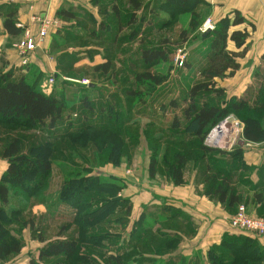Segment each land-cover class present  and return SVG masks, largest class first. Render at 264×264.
Listing matches in <instances>:
<instances>
[{
  "label": "trees",
  "instance_id": "trees-1",
  "mask_svg": "<svg viewBox=\"0 0 264 264\" xmlns=\"http://www.w3.org/2000/svg\"><path fill=\"white\" fill-rule=\"evenodd\" d=\"M125 1L134 10L140 8L138 0ZM166 1L172 5L174 10L186 8V0ZM113 10V16L119 18L115 25L116 28H121L123 22L125 24L135 22L133 19L135 15L132 11L119 15V9L113 6ZM80 15L81 11L74 10L72 6H61L55 11V16L60 19L74 20ZM0 16L3 29L9 36L23 35V28L15 25L17 9L13 3L5 6ZM140 21L139 19L138 22ZM244 23H246L245 18L237 10L232 12V17L226 15L214 23L213 29L209 31L212 40L206 54V65L202 70L204 81L192 85L185 94L188 100L187 107L182 109L185 126L182 121L174 117L168 128L171 134L179 138L174 137L173 139L152 133L149 140L152 152L148 167L149 176L153 177L157 171L155 159L159 147H163L162 159L165 162V170L169 174L170 182L177 186L183 185L185 183L184 168L187 157L191 153V160L203 184V194L214 198L225 209L232 211L236 210L242 202V197L235 188L236 184L240 187L244 181L242 173L249 169L242 162L243 150L238 145L232 151L225 152L221 149L207 147L203 141L207 131L209 132L218 122L232 115L241 122V137L246 142H264V83L258 85L252 97L229 96L227 99L223 88L216 86L215 83L216 79L233 77L240 67L239 59L246 52L247 40L250 36L245 26L239 27ZM251 28L254 29L253 26ZM104 30H108L107 27ZM132 34V32L128 33L119 39L113 35H109L108 39L105 37L104 40H107L111 57L96 65L93 70L99 73L100 77H106V82L110 81L108 78H111L114 73L111 68L113 49L118 48L119 43L124 40L129 41L133 37ZM229 44H233V50L228 49ZM138 60L145 69L136 74L135 79L142 83H152L149 80H156V77L148 69L167 60V53L159 45L151 47L146 45L140 49ZM36 78V82H29L24 77L12 80L10 73L0 75V125L11 126L14 131L15 129L19 131L21 128L30 129L35 124L49 130L56 129L57 124L62 120L64 105L56 96L45 95L36 90L35 84L38 83V76ZM113 83L114 81L111 82ZM125 93L126 103L129 106L141 102L136 97L138 91L133 92L126 89ZM210 95L222 99V105L209 102ZM126 115L129 114L126 113ZM115 120L116 125L113 128L84 123L58 135V141L62 142H54L56 140L54 136L50 141L43 140L27 148L23 147L20 135H4L5 138L2 136L4 142H2L1 156L6 160L7 165L0 177V262L17 255L22 248L20 238L9 232L11 224H18L20 221L17 218L19 211L7 208L10 187H20L30 192L40 190L42 180L51 173V158L55 148L60 144L64 145L65 139H70L78 147L84 148L83 155L86 158L84 160L87 161V167H75L77 170L71 172L73 175L64 181L60 191V199L63 203L74 206V217L71 224L76 226L78 237L76 239L61 238L48 243L39 250L36 258H29L26 264H92L96 260L95 256L104 257L106 252L109 253L104 260L106 264H169L165 260L153 259L151 256H159L161 253L176 249L179 238L175 233L161 230L162 225L170 222L172 215L167 216L163 213L167 210L172 211L173 217L177 213L175 209L163 204L159 208L160 213L157 210V212L154 211L152 218L149 217L150 219L146 220L140 216L127 233L128 239L122 238L124 231L113 234L109 229L111 224H119L122 228L126 226L127 221L124 218L129 214L131 205L126 198H121L118 192L121 186L116 183V180L102 181L100 176H90L89 173L93 168L104 164L101 158L106 157V162L112 165H118L122 157L129 162L137 142L136 134L130 128L136 125L134 119H126L123 122L121 117H116ZM188 130L197 140L195 150L181 146L182 139L180 138ZM213 155H222V157L216 159L212 157ZM246 183L250 186L248 180ZM255 186L261 187L259 192H256ZM253 190L255 191L254 201L263 202L264 182L259 185L258 181V184L253 186ZM86 193H91V198L96 201L104 200V209H101V213H98V210L97 214L92 215L89 208L92 204L90 203L89 206L90 201L83 199ZM126 200L127 202L124 203ZM115 212L121 214L110 218ZM122 212L125 217L122 216ZM142 224L144 227L140 226ZM47 259L55 260L46 262ZM193 259H197V256ZM263 259L264 248L256 239L250 237L244 238L241 242L223 238L218 246H213L209 250L207 255L209 264H262ZM185 263V258L181 257L179 264Z\"/></svg>",
  "mask_w": 264,
  "mask_h": 264
},
{
  "label": "rangeland",
  "instance_id": "rangeland-1",
  "mask_svg": "<svg viewBox=\"0 0 264 264\" xmlns=\"http://www.w3.org/2000/svg\"><path fill=\"white\" fill-rule=\"evenodd\" d=\"M63 1L66 5H71L74 10H80L81 15L74 20L55 17L59 20L56 23L57 31L52 32L47 49L55 56L59 75L53 83L48 84L47 80L51 74L48 75L49 71L47 70H41L38 73V83L35 84L36 90L45 95L56 96L62 101L64 105L62 120L54 130L35 124L30 129L21 128L19 131L17 129L14 131L11 126L0 125V177L5 171L6 164V160L1 156L2 142H4L2 136L4 135H20L23 147L27 148L43 140L50 141L54 136H56L54 142H62L58 141V135L66 132L69 128L78 127L84 123L113 128L116 125V117H121L123 122L132 118L136 125L130 128L136 134L137 142L129 162L125 157H122L118 165H112L106 162V157L101 158L100 160L104 164L93 168L89 173L90 176H100L102 181L116 180V183L121 186L118 192L121 198L128 200L131 210L124 218L127 221L124 228L119 224H111L109 229L113 234L124 231L122 238L128 239L127 233L133 227L136 217L143 216L148 219L155 214L149 213L150 211H160L158 206L150 205L148 208L140 205L139 207H142L140 214L131 213L133 201L137 200L139 194L145 193V180L148 177L160 184L161 188H165V185L170 183L169 174L165 170V162L162 159L163 147H159L155 159L157 171L153 177L149 176L148 167L152 158L149 140L152 133L153 135L169 136L173 139L174 137L179 138L168 130L174 117L182 121L185 126L182 109L188 104L186 91L192 85L204 81L202 70L206 65V54L212 36L209 35L210 30L205 33L201 31V26L207 18H212L210 16L213 5L210 1L215 0H186V3L183 1L186 8L181 10H174L166 0H138L140 3L138 10L131 8L125 0ZM11 3H0V12L2 13L5 6L11 5ZM113 6L120 10L119 15L132 11L135 15L133 18L135 22L133 24L123 22L121 28H116L115 25L119 18L113 16ZM139 19L140 22H138ZM219 20L220 18H216L215 21L211 19L215 23ZM106 27L108 30H104ZM135 31L137 32L135 33ZM131 32L133 37L129 41L124 40L119 43L118 48L113 49L111 68L114 73L111 78H108L110 81L106 82V77H100L99 73H95L93 70L96 65L111 57L107 40L104 39L109 35L119 39ZM146 45L148 47L159 45L167 53V60L148 69L156 77V80H149L152 83H142L135 79V75L145 69L138 57L140 49ZM228 49L233 50L234 47L229 45ZM263 59L262 56L261 60ZM263 66L264 62L258 67L262 69ZM245 78V73L239 71L234 78L216 79L215 83L216 86L223 88L226 99L229 96L252 97L258 85L264 83V72L252 74L249 85L241 90V83ZM82 80H87L88 84H82ZM28 81L30 82L29 79ZM112 81H114L113 84H111ZM158 81L160 82L157 83ZM126 89L133 92L138 91L136 97L141 102L129 106L126 103ZM234 91H238V94H233ZM198 101L201 102V100ZM209 102L216 105L223 103L222 99L215 95H210ZM229 116H231L230 123H232L231 120H238L232 115ZM240 130L239 126L238 128L231 127L230 124L224 126L222 140L219 147L215 149L225 152L227 149L229 151L231 149L232 151L239 145L237 139L241 138ZM190 132V130L186 131L180 138L182 139L181 146L195 150L197 140L191 136ZM207 132L203 141L205 146V139L210 130ZM64 141V145L67 146L60 144L54 150L51 158V173L42 180L40 190L30 192L20 187H10L7 208L17 209L19 211L17 218L20 221L18 224L12 223L9 232L20 238L22 248L20 253L10 257L7 261L0 262V264H21L27 258H36L39 250L48 243L61 238L76 239L78 237L76 226L71 224L74 217V206L63 203L60 199V191L64 181L73 175L71 172L77 170L75 167H87V161L84 160V148L78 147L70 139ZM212 157L217 159L222 155H213ZM187 158L184 168L185 182L193 179L197 185V168L191 160V153ZM248 181L253 189L258 180L254 183L248 178ZM135 182L140 184L133 185ZM235 188L239 193L240 191L247 192V189L242 187V191L237 184ZM259 188L261 187L259 186ZM254 189H258V187L255 186ZM91 196V193H86L83 199L90 201L89 206L90 203L92 204L89 207L92 215L97 214L98 210V213H101V209H104V200L96 201ZM117 214L121 213L115 212L110 218L116 217ZM122 216H124L123 212ZM143 224L140 226L144 227ZM105 254L101 258L95 256L96 260L92 264H106L104 260L109 253ZM54 260L47 259L45 261L53 262Z\"/></svg>",
  "mask_w": 264,
  "mask_h": 264
},
{
  "label": "crops",
  "instance_id": "crops-1",
  "mask_svg": "<svg viewBox=\"0 0 264 264\" xmlns=\"http://www.w3.org/2000/svg\"><path fill=\"white\" fill-rule=\"evenodd\" d=\"M6 2L11 1H0V3L3 4ZM210 2L213 5L210 16L212 20L215 21L216 18H221L225 15H231L232 17V12L234 10L240 12L246 20V23L239 27L245 26L250 33L247 40V49L244 56L239 59V69L236 74L231 77L234 78L237 76L239 71L245 73L246 78L241 83L242 90L245 86L249 85L252 74L261 73V71L264 72V66L261 67L262 69L258 67L264 62V59L261 60V57H264V0H215ZM12 3L17 9L16 23L28 27L33 36L36 35L39 26V24L33 20V16H42L46 14L57 23L59 20L55 18V11L61 6L66 5L63 0H32L31 2L16 0ZM252 26L254 27L253 30L251 28ZM56 28L57 24L49 28L47 37H45L41 45L31 55L28 65H20L19 55L14 44L21 39L22 35L18 37L9 36L3 29L2 17L0 16V75L3 73H10L11 79L24 77L27 80L29 79L30 82H33L35 79L37 81L36 76H38L41 70H47L49 71L48 75L51 74L55 80L58 77L57 75H59V70L56 68L55 56L49 53L47 48L50 36L53 31H57ZM229 45L233 46V44ZM237 92L238 91H234L232 93L237 95ZM241 148L243 150L242 162L249 168L242 173L244 181L241 183L240 187L241 190L242 187L247 189V192L240 191L242 197L241 204L246 207L248 212L263 217L264 201L261 203L254 201L253 194L255 191L251 189L252 187L247 186L246 181L249 178L254 183L257 180L259 184L264 182V142H248V145L241 146ZM226 151H229V149ZM6 165L7 163L5 164L4 170L6 169ZM246 177H248L247 180H245ZM196 179L197 185L194 180L191 179L179 186H175L171 182H168L165 188H161L159 186L160 184H157L154 179H149L148 177V179L145 180V193L139 194L137 200L134 199L135 201H133L131 213L135 212L140 214L142 210V207H139L140 205H144L148 208L150 205H154L161 208L164 204L177 211L173 217L172 215H174V213H170L169 210L165 211L163 215L170 216L172 214L170 220V222H172H167L166 224L164 223L165 225H162V227L160 226L162 231L175 233L179 238L176 249L161 253L159 256H151V258H159L165 260L169 264H179L181 257H184L185 264L189 262L191 264H209L207 261L209 250L213 246H218L223 238L233 242H241L244 238L250 237L256 239L264 248V235L241 232L232 228L229 219L235 210L225 209V207L214 198L204 195L202 183L197 173ZM258 181L255 184H258ZM136 184L140 183H133V185ZM259 189L260 188L256 189V192H259ZM149 213H154V211H150ZM137 219H139V217H136V220ZM194 256H197V259H193ZM28 260L29 258L21 262V264H26ZM262 264H264V259L262 260Z\"/></svg>",
  "mask_w": 264,
  "mask_h": 264
},
{
  "label": "built area",
  "instance_id": "built-area-1",
  "mask_svg": "<svg viewBox=\"0 0 264 264\" xmlns=\"http://www.w3.org/2000/svg\"><path fill=\"white\" fill-rule=\"evenodd\" d=\"M11 2H15L16 0H10ZM26 2H31L32 0H24ZM33 20L39 24L37 33L33 36L30 32L28 27H24L21 24L15 23L17 27L23 28V35L21 39H19L15 44L14 47L17 50L19 55V62L20 65H28L31 55L35 52V50L41 45L45 37L48 35V30L52 25H56V21L53 18L45 15H35L33 16ZM213 29V22L210 18H207L201 26V31H209ZM54 82V77L50 75L47 80L48 84ZM82 84H88L87 80H82ZM231 116H227L220 122H218L214 127L211 128L209 134L206 136L205 143L207 147L210 148H218L220 141L222 140L223 136V127L230 124L231 127H236L241 129L242 124L238 120H231L230 123L229 119ZM226 123L223 125V123ZM222 129V134L220 137L216 139V142H212L209 138L213 130ZM237 143L240 146L248 145L242 137L237 139ZM229 223L232 228L241 231L252 233L255 235H264V217L254 215L246 210V207L243 204H239L233 213V215L229 219Z\"/></svg>",
  "mask_w": 264,
  "mask_h": 264
},
{
  "label": "bare ground",
  "instance_id": "bare-ground-1",
  "mask_svg": "<svg viewBox=\"0 0 264 264\" xmlns=\"http://www.w3.org/2000/svg\"><path fill=\"white\" fill-rule=\"evenodd\" d=\"M225 124L226 123L224 122L223 125H225ZM223 129H224V127H223ZM220 134H222V129L221 130H219V129L213 130L209 139L212 142H216V139L220 137Z\"/></svg>",
  "mask_w": 264,
  "mask_h": 264
},
{
  "label": "water",
  "instance_id": "water-1",
  "mask_svg": "<svg viewBox=\"0 0 264 264\" xmlns=\"http://www.w3.org/2000/svg\"><path fill=\"white\" fill-rule=\"evenodd\" d=\"M205 32H208V31H204V33H205Z\"/></svg>",
  "mask_w": 264,
  "mask_h": 264
}]
</instances>
